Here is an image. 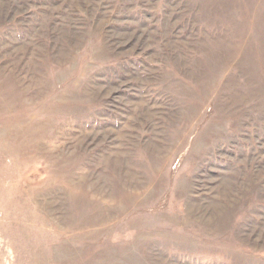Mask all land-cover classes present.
I'll return each mask as SVG.
<instances>
[{"label":"rangeland","instance_id":"obj_1","mask_svg":"<svg viewBox=\"0 0 264 264\" xmlns=\"http://www.w3.org/2000/svg\"><path fill=\"white\" fill-rule=\"evenodd\" d=\"M0 264H264V0H0Z\"/></svg>","mask_w":264,"mask_h":264}]
</instances>
